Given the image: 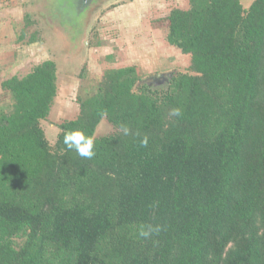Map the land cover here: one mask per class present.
Wrapping results in <instances>:
<instances>
[{
    "label": "trees",
    "instance_id": "16d2710c",
    "mask_svg": "<svg viewBox=\"0 0 264 264\" xmlns=\"http://www.w3.org/2000/svg\"><path fill=\"white\" fill-rule=\"evenodd\" d=\"M189 1L156 22L186 70L106 69L54 143L56 61L2 82L0 264H264V0ZM76 129L93 158L64 145Z\"/></svg>",
    "mask_w": 264,
    "mask_h": 264
},
{
    "label": "rangeland",
    "instance_id": "374dc122",
    "mask_svg": "<svg viewBox=\"0 0 264 264\" xmlns=\"http://www.w3.org/2000/svg\"><path fill=\"white\" fill-rule=\"evenodd\" d=\"M108 2L109 0H96L91 11V0H49L46 5L52 10L50 15L62 18L57 21L60 29L58 25L49 24V14L44 16L40 11L32 14L29 3L20 6L15 13L18 34L24 30V37L27 34L31 39L30 34L35 33L34 36L40 37L41 41L39 45L22 43L27 48L22 55L19 54L22 61L17 62L14 68L0 69V114L10 113L14 104V95L4 91L1 82L16 74L24 75L37 62L47 59H53L57 63L58 93L50 116L42 121L47 137L53 143L59 129L57 123L76 116L79 110L78 98L96 89L106 69L134 65L145 78L164 72L186 70L190 65V56L175 46H169L166 28L157 26V20L164 18L169 11L167 14L165 11L161 13L155 8L150 13H143L148 14L141 18L129 16L133 13L134 2ZM127 3L126 7L129 8L123 13L117 14L114 11L116 6ZM28 13L34 16H30V22L26 19ZM114 13L117 15L113 16ZM147 27L150 32H146ZM155 28L158 30L152 31ZM19 40L18 43L21 42ZM155 86L166 87V83L161 82ZM99 129L104 133L110 127L104 124Z\"/></svg>",
    "mask_w": 264,
    "mask_h": 264
},
{
    "label": "crops",
    "instance_id": "0c3cea01",
    "mask_svg": "<svg viewBox=\"0 0 264 264\" xmlns=\"http://www.w3.org/2000/svg\"><path fill=\"white\" fill-rule=\"evenodd\" d=\"M48 1L47 0H0V69H4V68L8 69V68H12V67L14 68V66H16L17 62L22 61V56H21L22 52H24V50L27 51V48L24 47V45H22V43H26V44L30 45V44H36V43L38 44L41 41L40 37L34 36L35 33L30 34L31 39L28 38L29 35L27 36V34H26V38L24 37V35H23L24 30L22 32L19 31L20 35L18 34V27L15 26V23L17 20L15 13L19 11L20 6H25L26 4L29 3V10L32 12V14L36 13L37 11H40L42 13V15H44V16L46 14H49L50 20H51V22L49 21V24L51 26L52 25L53 26L58 25L57 21L61 20L62 18L56 17L55 15H53V16L50 15L52 10L49 9L46 5L48 3ZM129 1H130L129 3L134 2L133 13L132 14L130 13L129 16L132 15V16H138V17L146 16L148 13L147 14H143V13H145L146 11L150 13L155 8L158 9L159 11H162L161 13H163L165 11L167 14V12L169 11V13H170L173 8L187 9L190 5L189 0H129ZM241 1L243 2L244 5L249 6L254 0H241ZM95 2H96V0H91V7H90L91 11L94 8ZM109 2H110V4H116L117 0H109ZM98 3H99V1H98ZM129 3H127L124 6L123 5L122 6H116L114 11L117 14L121 13V12L123 13L126 8H129V7H126ZM87 4H88V2H87ZM101 4H103V3H101ZM24 9H25V7H24ZM116 13H114L113 16L117 15ZM32 14L28 13V17L26 18V19H28L27 22H30V16L32 17L33 16ZM129 16H127V17H129ZM138 17H136V18H138ZM32 18H34V16ZM64 20H66V19H64ZM63 22H65V21H63ZM87 22H88V18H87ZM148 28L149 27L145 28L146 32L151 31ZM156 28H158V27H156ZM156 28L152 29V31L158 30ZM58 29H60L59 25H58ZM145 29L143 28V30H145ZM18 40L21 42L18 43ZM22 40H24V41H22ZM169 46H171V45H169ZM17 54H18V56H17ZM19 54H21V55H19ZM43 61H45V60H43ZM43 61H41V62H43ZM41 62H37L35 65H37ZM2 82H1V84H2Z\"/></svg>",
    "mask_w": 264,
    "mask_h": 264
},
{
    "label": "clouds",
    "instance_id": "9594fccd",
    "mask_svg": "<svg viewBox=\"0 0 264 264\" xmlns=\"http://www.w3.org/2000/svg\"><path fill=\"white\" fill-rule=\"evenodd\" d=\"M174 114L179 115L180 111L179 109L174 110ZM124 133L127 134V129H123ZM64 145L69 150H75L79 156L87 159H91L95 156L94 151V138L91 135H86L83 130L76 129V130H70L66 131L64 134L63 139ZM147 138H145L141 142V146L146 147L147 146ZM161 225H147L142 226L139 232V236L148 239L150 238L154 233H159L162 230Z\"/></svg>",
    "mask_w": 264,
    "mask_h": 264
},
{
    "label": "water",
    "instance_id": "95a60500",
    "mask_svg": "<svg viewBox=\"0 0 264 264\" xmlns=\"http://www.w3.org/2000/svg\"><path fill=\"white\" fill-rule=\"evenodd\" d=\"M172 75L173 73H170V72L159 73V74L152 75L149 78H144L143 82H148L150 85L152 83H155V85L161 82L166 83L171 79Z\"/></svg>",
    "mask_w": 264,
    "mask_h": 264
}]
</instances>
